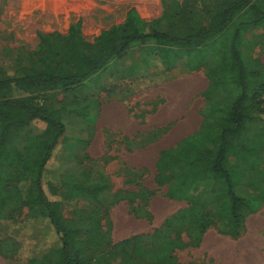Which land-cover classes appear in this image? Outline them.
I'll list each match as a JSON object with an SVG mask.
<instances>
[{"label":"rangeland","instance_id":"rangeland-1","mask_svg":"<svg viewBox=\"0 0 264 264\" xmlns=\"http://www.w3.org/2000/svg\"><path fill=\"white\" fill-rule=\"evenodd\" d=\"M131 9L141 21L160 30L168 29L165 15L180 10L177 0H0V71L12 75L20 65L28 64L40 35H64L80 22L82 36L93 42L101 32L122 24ZM239 50L264 67V27L247 36ZM153 51L148 42L134 43L126 56L112 60L84 88L70 92L60 88L36 95L37 102L65 125V133L43 170L45 190L49 182L58 188V196L53 199L61 200L63 215L73 220L75 229L82 222L92 221L88 235L79 232L74 238L83 248L87 264H150L160 255L162 264H264V193L259 192L254 198L260 208L246 219L237 239L209 228L204 242L191 246L184 228L172 216L147 234L119 242L111 236L110 211L117 199L131 202L133 212V205L148 209L150 199L156 196L153 207L158 214L155 224H159L163 216L159 213L167 209L166 201L159 199L165 196V188H158L153 181L154 161L160 150L184 140L195 142L194 133L203 122L218 124L240 94L238 87L230 86L213 91L207 100L204 93L211 80L218 79L216 62L211 57L195 71L181 53L178 62L169 64L168 69L155 66L161 60L153 57ZM134 83L145 90L139 96L133 95L134 90L139 91L137 85L132 87ZM173 93L178 95L181 116L158 128L162 116L154 114L160 105L170 103ZM110 99L124 102L131 114L125 116L129 128H137L138 132L125 135L128 121L121 126V116H99ZM166 123L165 120L163 124ZM39 125L35 128L41 129ZM175 125H180V132L172 139L169 133ZM247 126L245 145L253 148L252 156L260 158V167L235 163L236 160L231 164L235 171L242 172L243 181H260L264 187V149H257L264 144L260 137L262 123L255 121ZM17 150L26 154V143L20 142ZM137 164L145 166L135 168ZM136 196L139 199L135 200ZM217 204L207 208L212 217L220 212L221 205L215 208ZM188 205L177 206L187 210ZM179 212L174 216H182ZM34 213L30 207L19 208L16 200L4 210L0 219V264H37L36 260L56 247L54 231ZM99 219L101 233L95 229Z\"/></svg>","mask_w":264,"mask_h":264},{"label":"trees","instance_id":"trees-1","mask_svg":"<svg viewBox=\"0 0 264 264\" xmlns=\"http://www.w3.org/2000/svg\"><path fill=\"white\" fill-rule=\"evenodd\" d=\"M177 3L180 10L174 9L163 18L169 23L166 30L141 21L131 9L122 24L88 42L78 22L64 35H40L37 49L30 53L31 60L20 65L14 74L0 71V219L16 200L19 208L30 207L36 218L47 221L57 245L36 260L37 264H87L85 252L74 238L79 232L88 235L92 221L82 222L75 229L73 220L63 215L61 200L53 199L58 196V188L52 182L47 191L44 188L43 170L65 133V125L37 102L36 95L60 88L69 92L84 88L112 60L126 56L134 43L152 45L153 57L161 60L155 66L168 69L169 64L178 62L181 53L195 71L211 57L216 62L218 79H212L204 93L207 100L213 91L230 86L240 89L218 124L204 121L194 133L195 142L184 140L161 151L155 164V185L165 187L168 198L189 204L187 210L179 212L182 216L171 217L184 228L189 245L198 246L209 228L220 235L239 238L246 219L260 208L254 194L264 193L262 183L243 181L242 172L235 171L231 162L260 167V158L252 156L253 148L245 145L244 136L248 123L256 121L262 123L260 137L264 139L260 100L264 93V67L259 60L244 56L239 46L247 36L264 27V0ZM17 94L27 97L19 98ZM37 124L41 129L35 128ZM20 142L26 143V154L17 150ZM260 148L264 149V144L257 149ZM255 186L257 191L253 190ZM214 204L221 208L212 217L207 208ZM141 210L136 208L133 212L150 217ZM95 224L101 233V220ZM161 257L150 264H162Z\"/></svg>","mask_w":264,"mask_h":264},{"label":"crops","instance_id":"crops-1","mask_svg":"<svg viewBox=\"0 0 264 264\" xmlns=\"http://www.w3.org/2000/svg\"><path fill=\"white\" fill-rule=\"evenodd\" d=\"M134 84L135 85H133L132 87H135L137 85V88L139 91L134 90L133 92H135V93L133 95L138 94L136 96H139L142 93L141 91H143L141 89L142 86H141V84H137V83H134ZM152 87L155 88L156 86H151V88ZM148 88H150V87H148ZM132 89H134V88H132ZM179 106L180 105L178 103V95L173 93L170 97V103L168 101V103H166L165 107L163 105H160L157 108L154 115L155 116H162V117H161V123L159 125H157L156 127L163 128L164 126H167L169 123L178 121L179 116H181ZM128 109L129 108H127V106L124 104V102H117L115 100L110 99L108 101L107 105H103L102 109L99 112V116H121V119H123L121 121V124H122L121 126H123L126 123V121H128L127 120L128 117H125V116H131ZM163 116H167V117H163ZM165 120L167 123L163 124V122ZM140 121L142 122V119ZM115 123H117V120L115 121ZM115 123H113V124H115ZM110 124H112V123H110ZM112 126H116V128H118L117 125H112ZM129 126H130V123L128 121L124 127L125 128L124 129L125 135L130 136V135L138 132L137 128H132V127L129 128ZM170 132L171 133H169L170 134L169 136L172 139L177 138L179 135V132H180V125L173 126ZM178 142H180V140L177 141L176 143H178ZM174 146H175V144L169 148L161 149L160 152L164 151V150L171 149ZM159 154L154 161V168H155L154 177L156 175L155 164L157 162ZM133 166L135 168H141L145 165L137 164V165H133ZM154 177H153V181H154ZM159 199L166 201L167 209H165V211H164L165 213H163V212L159 213V214H163V216L161 217V219L159 218L160 222L158 225L155 224L157 221V217H158L157 215L158 214L155 213L156 210L153 207L154 202L156 200V196H152V198L150 199L149 206L147 207L148 209L141 210L144 212L146 211L150 217H147L146 215H142L141 213L130 212V205H132V204H130V202L128 200H124V201L119 202L113 209H111V211H110V221L112 223L111 236L114 238V240L116 242H119L123 239H127V238H130L132 236L150 233L151 231L158 229L159 226L161 227L166 219H168L171 216H174L177 212H179L182 209V208L178 207L179 205H182L183 203L187 204L186 202H179V201H175V200L168 198L166 188H165V196L163 198H159ZM133 206H134L133 207L134 209L139 208V207H137V205H133ZM118 210L120 211L119 212L120 215H118ZM206 232L202 236V240L200 242L201 244L205 240Z\"/></svg>","mask_w":264,"mask_h":264},{"label":"built area","instance_id":"built-area-1","mask_svg":"<svg viewBox=\"0 0 264 264\" xmlns=\"http://www.w3.org/2000/svg\"><path fill=\"white\" fill-rule=\"evenodd\" d=\"M260 100H261V108L264 111V93L261 95Z\"/></svg>","mask_w":264,"mask_h":264}]
</instances>
